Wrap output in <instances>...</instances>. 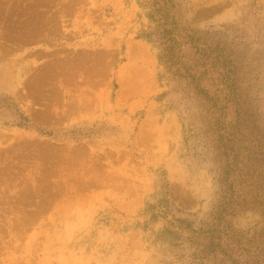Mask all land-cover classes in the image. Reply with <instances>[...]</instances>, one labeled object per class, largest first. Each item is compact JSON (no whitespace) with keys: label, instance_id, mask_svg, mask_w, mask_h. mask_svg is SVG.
Instances as JSON below:
<instances>
[{"label":"rangeland","instance_id":"obj_1","mask_svg":"<svg viewBox=\"0 0 264 264\" xmlns=\"http://www.w3.org/2000/svg\"><path fill=\"white\" fill-rule=\"evenodd\" d=\"M0 264H264V0H0Z\"/></svg>","mask_w":264,"mask_h":264}]
</instances>
